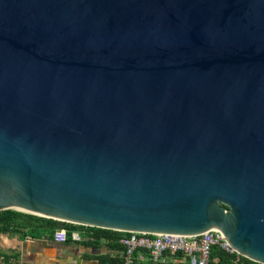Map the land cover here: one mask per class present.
Returning <instances> with one entry per match:
<instances>
[{
	"label": "water",
	"instance_id": "95a60500",
	"mask_svg": "<svg viewBox=\"0 0 264 264\" xmlns=\"http://www.w3.org/2000/svg\"><path fill=\"white\" fill-rule=\"evenodd\" d=\"M8 208L264 263V0H0Z\"/></svg>",
	"mask_w": 264,
	"mask_h": 264
},
{
	"label": "crops",
	"instance_id": "0c3cea01",
	"mask_svg": "<svg viewBox=\"0 0 264 264\" xmlns=\"http://www.w3.org/2000/svg\"><path fill=\"white\" fill-rule=\"evenodd\" d=\"M56 229L42 234L30 228L0 233V264H123L121 238L125 231L104 233L84 227L77 229L82 239L58 241L54 237ZM138 264H148V260H138ZM162 264L191 263L186 255L176 253L167 255Z\"/></svg>",
	"mask_w": 264,
	"mask_h": 264
},
{
	"label": "built area",
	"instance_id": "2783aa9c",
	"mask_svg": "<svg viewBox=\"0 0 264 264\" xmlns=\"http://www.w3.org/2000/svg\"><path fill=\"white\" fill-rule=\"evenodd\" d=\"M54 237L58 241L82 239L78 230L69 232L66 228L56 229ZM121 243L124 246L123 264H138V260H148V264H162L167 255L176 253L186 255L191 264H210L215 245L236 255L233 264H239L242 255L213 229L198 234L125 231Z\"/></svg>",
	"mask_w": 264,
	"mask_h": 264
},
{
	"label": "trees",
	"instance_id": "16d2710c",
	"mask_svg": "<svg viewBox=\"0 0 264 264\" xmlns=\"http://www.w3.org/2000/svg\"><path fill=\"white\" fill-rule=\"evenodd\" d=\"M90 228L104 233L113 231L112 228L83 225L73 222L39 216L33 213L16 210L13 208L0 210V233L15 232L20 228H30L36 234H42L46 230L66 228L69 232L78 228ZM235 254L215 245L212 249L210 264H233ZM239 264H264L247 256L241 255Z\"/></svg>",
	"mask_w": 264,
	"mask_h": 264
}]
</instances>
